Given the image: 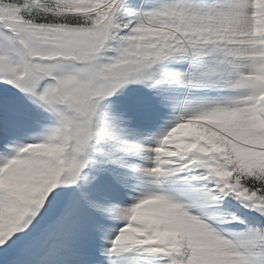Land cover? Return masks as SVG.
Masks as SVG:
<instances>
[{
	"label": "snow or ice",
	"instance_id": "snow-or-ice-1",
	"mask_svg": "<svg viewBox=\"0 0 264 264\" xmlns=\"http://www.w3.org/2000/svg\"><path fill=\"white\" fill-rule=\"evenodd\" d=\"M0 264H264V0H0Z\"/></svg>",
	"mask_w": 264,
	"mask_h": 264
}]
</instances>
